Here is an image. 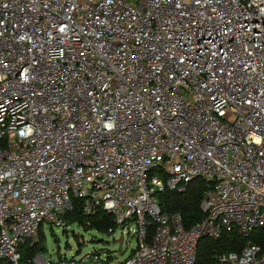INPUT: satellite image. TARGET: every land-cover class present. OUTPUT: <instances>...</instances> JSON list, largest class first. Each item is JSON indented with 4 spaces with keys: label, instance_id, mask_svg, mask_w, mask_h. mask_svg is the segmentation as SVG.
I'll return each mask as SVG.
<instances>
[{
    "label": "built area",
    "instance_id": "obj_1",
    "mask_svg": "<svg viewBox=\"0 0 264 264\" xmlns=\"http://www.w3.org/2000/svg\"><path fill=\"white\" fill-rule=\"evenodd\" d=\"M196 178L186 227L158 193ZM76 198L87 226L137 227L130 257L24 259ZM263 226L264 0H0V264H196L203 238Z\"/></svg>",
    "mask_w": 264,
    "mask_h": 264
},
{
    "label": "trees",
    "instance_id": "obj_2",
    "mask_svg": "<svg viewBox=\"0 0 264 264\" xmlns=\"http://www.w3.org/2000/svg\"><path fill=\"white\" fill-rule=\"evenodd\" d=\"M208 184V181L196 178L189 183L185 191L166 189L158 193L160 204L166 212H181L184 216L186 227H191L204 217L201 201ZM73 202L74 208L66 212L65 219L71 218L73 221L87 226L85 224L86 218L83 215V200L76 198ZM97 213V216L91 219V225L87 227L109 233V229L115 227L113 216L101 210ZM249 242L259 244L264 248V226L256 229L249 236H244L234 229L223 233L219 239L203 238L199 244L196 264H219L218 258L220 254L229 251H241ZM41 243L40 237V243L36 246H23L24 259L39 252L43 248Z\"/></svg>",
    "mask_w": 264,
    "mask_h": 264
},
{
    "label": "rangeland",
    "instance_id": "obj_3",
    "mask_svg": "<svg viewBox=\"0 0 264 264\" xmlns=\"http://www.w3.org/2000/svg\"><path fill=\"white\" fill-rule=\"evenodd\" d=\"M67 226L45 222L41 227L40 253L51 260H58L98 252L102 257L112 256L115 261H123L130 257L137 245L136 226L132 225L131 233L118 227L115 233L101 232L94 228L79 224L71 218L66 220Z\"/></svg>",
    "mask_w": 264,
    "mask_h": 264
}]
</instances>
